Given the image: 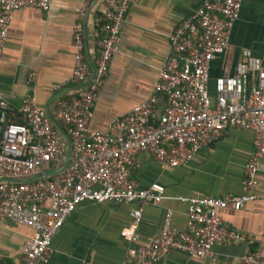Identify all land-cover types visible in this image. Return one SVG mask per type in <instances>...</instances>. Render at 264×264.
I'll return each mask as SVG.
<instances>
[{"label":"built area","instance_id":"2783aa9c","mask_svg":"<svg viewBox=\"0 0 264 264\" xmlns=\"http://www.w3.org/2000/svg\"><path fill=\"white\" fill-rule=\"evenodd\" d=\"M51 1L0 0V63L13 12L31 8L46 13ZM94 1L81 0L72 13V63L64 82L70 89L56 100L51 115L65 139L46 112L35 105L33 96L23 97L16 109L0 100V226L7 221L31 231L19 264H45L51 238L78 204L135 203L128 213L129 222L119 232L122 240L135 243L141 208L155 206L164 198L161 185L139 188L128 178L135 155L146 153L161 168L182 167L227 129H246L252 135L251 151L242 166L240 184L247 193L177 197L186 204L184 228L172 227L171 212L165 210L150 240L126 249L118 262L154 264L180 252L190 257L207 256V264H220L211 255L213 246L252 243L226 228L220 211L238 210L254 199L249 191L258 185L256 175L264 156V70L260 59L246 48L239 49L231 72L224 70L213 80L212 101L207 92L210 62L225 52L242 0H201L168 35L167 51L149 95L111 120L104 132L89 129L88 121L132 0H102L97 52L90 61L84 48V27ZM25 82H33L32 73ZM159 96L163 109L154 117ZM65 140L70 150L63 168L42 177L61 165ZM262 187L264 190V182ZM234 264H264V258L259 250H248Z\"/></svg>","mask_w":264,"mask_h":264},{"label":"crops","instance_id":"0c3cea01","mask_svg":"<svg viewBox=\"0 0 264 264\" xmlns=\"http://www.w3.org/2000/svg\"><path fill=\"white\" fill-rule=\"evenodd\" d=\"M201 0H132L120 29L117 50L111 56L106 77L93 105L88 128L104 132L108 123L142 102L150 93L162 64L168 35L200 4ZM81 0H52L46 13L22 8L13 12L2 46L0 100L16 109L27 95L35 105L53 115L58 98L70 87L64 85L72 63L70 28L73 10ZM102 0H95L86 17L84 48L90 61L96 55L97 27ZM258 57L264 70V0H242L232 24L225 52L210 62L207 92L213 98V80L230 73L239 49ZM90 71V69H89ZM28 73L33 82L26 84ZM163 109L159 96L154 117ZM251 132L227 129L211 145L199 149L186 166L161 168L146 153L134 157L127 176L139 188L156 183L163 188V199L155 206L141 208L136 242L122 240L119 232L129 222L135 203H80L65 218L50 240L45 264H118L124 251L135 244H146L158 231L165 210L171 212L170 225L185 226L186 204L177 197L198 193L211 197L247 193L241 186L242 166L251 151ZM258 185L249 191L254 199L238 210L220 211L223 225L250 239V245L226 243L211 248L220 264H234L248 250H259L264 258V156L259 161ZM31 235L24 227L2 221L0 264H19L23 245ZM208 258L172 252L154 264H207Z\"/></svg>","mask_w":264,"mask_h":264},{"label":"water","instance_id":"95a60500","mask_svg":"<svg viewBox=\"0 0 264 264\" xmlns=\"http://www.w3.org/2000/svg\"><path fill=\"white\" fill-rule=\"evenodd\" d=\"M47 114V117L48 119L50 120V123L52 124V126L57 130V132L65 139V136L63 134V132L60 130L59 126L57 125V123L53 120V118L51 117V115L46 112ZM65 150H64V158L61 162V165L59 166V168H57L56 170H53V171H50V172H46V173H43L41 176L44 177V176H48V175H51L55 172H58L60 169L63 168L64 164L66 163L67 161V158H68V154H69V150H70V147H69V143L67 142V140H65ZM39 176H36L35 178H37Z\"/></svg>","mask_w":264,"mask_h":264},{"label":"rangeland","instance_id":"374dc122","mask_svg":"<svg viewBox=\"0 0 264 264\" xmlns=\"http://www.w3.org/2000/svg\"><path fill=\"white\" fill-rule=\"evenodd\" d=\"M210 98V100L212 101L213 100V98L212 97H209Z\"/></svg>","mask_w":264,"mask_h":264}]
</instances>
